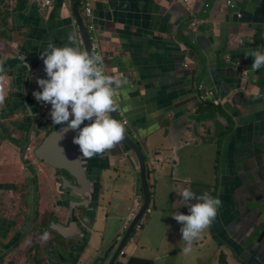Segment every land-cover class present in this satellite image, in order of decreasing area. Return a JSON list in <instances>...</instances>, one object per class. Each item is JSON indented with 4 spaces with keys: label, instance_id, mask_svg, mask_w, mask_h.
<instances>
[{
    "label": "crops",
    "instance_id": "1",
    "mask_svg": "<svg viewBox=\"0 0 264 264\" xmlns=\"http://www.w3.org/2000/svg\"><path fill=\"white\" fill-rule=\"evenodd\" d=\"M75 1L53 0L43 11L27 0H0V49L10 57L0 58V65L10 67L0 81V182H8L9 172L27 170L19 145L30 131L37 136L34 144L50 131L37 118L51 105L43 110V102L31 95L42 90L36 80L46 78L40 54L49 42L65 46L72 32L83 49ZM228 1L213 0L206 12L205 0H83L80 5L82 15L86 3L92 8L91 35L100 45L106 73L127 81L117 92L116 113L145 156L152 192L148 224L112 264H248L249 258L264 264V254L249 247V215L239 206L240 196H232L241 178L259 182L256 194L264 199L259 154L264 148V67L253 71V58L246 57L253 49L264 53V0H232L235 8ZM200 84L216 91L220 107L201 103ZM27 158L32 169L42 165ZM88 166L96 213L87 235L71 238L75 248L60 254L56 248L38 250L33 264H107L130 212L141 206L137 161L122 142L89 159ZM188 186L198 195L218 198L221 207L186 255L176 227L181 224L172 215L190 214L179 196ZM241 216L245 225L232 232ZM6 241L0 253L14 246L6 264H30L28 245Z\"/></svg>",
    "mask_w": 264,
    "mask_h": 264
},
{
    "label": "clouds",
    "instance_id": "2",
    "mask_svg": "<svg viewBox=\"0 0 264 264\" xmlns=\"http://www.w3.org/2000/svg\"><path fill=\"white\" fill-rule=\"evenodd\" d=\"M67 40L68 44L62 47L49 42L41 52L46 78L36 80L42 90L32 95L37 102L51 105L53 125L65 124V132H77L73 143L82 153V159H77L80 161L111 151L125 138L126 122L112 118L110 113L118 111L117 92L127 81L108 75L101 56L82 50L75 33L70 32ZM248 56L253 58V71L264 67V53L253 49ZM3 71L0 65V73ZM3 100L0 96V103ZM27 109L33 117L35 113L30 107ZM85 121L89 123L81 127ZM190 188L183 187L179 193L182 206L187 207L190 214L175 212L172 215L182 225L180 233L186 255L192 252L194 241L211 226L221 207L218 198L207 192L198 195ZM193 199L197 202L189 204Z\"/></svg>",
    "mask_w": 264,
    "mask_h": 264
},
{
    "label": "flooded vegetation",
    "instance_id": "3",
    "mask_svg": "<svg viewBox=\"0 0 264 264\" xmlns=\"http://www.w3.org/2000/svg\"><path fill=\"white\" fill-rule=\"evenodd\" d=\"M217 97L220 100L219 106L201 103L218 108L222 104V99ZM259 154L260 159H264V148L260 149ZM45 167L42 164L39 168L9 172L5 176L8 182H0V247L5 245L6 240L11 242V239H15L18 245L24 243L29 246L33 260H35L33 253L40 251L43 253L47 248L53 249L52 251L56 248L59 254L60 251L74 249L72 239L63 240L60 234L64 236L75 234L82 236V239L85 238L87 235L85 230L88 229L90 216L95 210L93 197L87 201L88 205H84V209L77 207L80 200L72 190L75 184L68 173ZM234 188L232 187V196H240L239 206L244 205V213L249 215L247 240L250 250L264 254V208H262L264 199L261 201L256 194L261 186L259 182L248 184L240 178L239 186ZM242 217L234 223L232 232L245 225L246 217ZM136 233L132 232L130 237L134 238ZM247 262L255 263L251 262L250 258Z\"/></svg>",
    "mask_w": 264,
    "mask_h": 264
},
{
    "label": "water",
    "instance_id": "4",
    "mask_svg": "<svg viewBox=\"0 0 264 264\" xmlns=\"http://www.w3.org/2000/svg\"><path fill=\"white\" fill-rule=\"evenodd\" d=\"M82 2L83 0L75 1L73 6V13L76 17L79 37L81 39V42H83L82 50H86L89 53H92L90 34L87 30V20L89 19L84 14L82 15L80 11V5ZM30 4L37 6V4L34 3ZM6 56L7 55H5L3 49H0V58H6V60H10V57L7 58ZM8 67V65L3 67L4 71L0 73V81L2 79L1 75L6 72V68L8 71L10 70V67ZM241 72L243 74V70H241ZM39 103L41 104V102ZM110 115L112 118L118 120L117 113H110ZM37 119H40V123H44L43 129L46 128L50 131L45 134V136L41 139V141H39L38 144H34L35 142L33 143L34 138H37V136H35L36 134L34 132L30 131L28 137L26 138V141L24 143H20L19 145L21 150L20 160L23 162L24 166L26 165L27 169H31V165L29 162H31L32 159L29 160L27 158V153H29V156H31L34 160L41 162L42 164L51 167L52 169L68 173V175L71 176L74 180L75 184V187L72 190L78 200H80L77 207L84 209V205H88L87 201H89L90 198L93 197V195L96 193V190L93 189V182L88 176L89 159L80 161L77 160L79 158L82 159V153L79 150V146L73 143V139L77 135V132H74L72 130H68L67 132H65V124L54 126L51 122L50 111L43 116L39 115ZM33 125H35V123ZM45 132L46 131L44 130V133ZM122 143L125 145L126 150H129L130 154L134 155L137 161V171L141 183L143 202L134 216L130 219L125 231L120 236L121 238L119 237L115 239L113 243L114 251L107 264H112L119 256V252L126 245L136 223L139 222L141 217L145 214L146 210L150 208L152 199L151 186L148 182V170L144 154L142 153L140 147L135 143V141L127 134L125 135ZM25 157L27 159H24ZM27 160H29V162ZM60 237L63 240H68L74 237L77 238L79 236L75 234L69 236L60 234ZM78 241L81 242L80 240ZM10 249H6L2 251V253H0V264L8 263L9 258H11L9 253L12 252ZM55 253L59 254L58 252ZM28 259L30 261V264H33L34 261L32 257H28Z\"/></svg>",
    "mask_w": 264,
    "mask_h": 264
},
{
    "label": "built area",
    "instance_id": "5",
    "mask_svg": "<svg viewBox=\"0 0 264 264\" xmlns=\"http://www.w3.org/2000/svg\"><path fill=\"white\" fill-rule=\"evenodd\" d=\"M27 1L29 3L37 4L38 8L40 10H43V11H46V10L50 9L52 4H53V0H27ZM180 1L185 2V3L188 2V0H180ZM212 1L213 0H205V4H204L205 12L208 11L209 8L211 7ZM228 5L230 6V8H235L236 7L232 0L228 1ZM84 15L89 19L88 21H90L87 24V30H88V32L90 34L92 54L101 55L100 45H99L98 41H96V39H94V37L91 35L93 33V31H94V26H93V24L91 22L93 13H92V8L90 6V3H86L85 4ZM238 17H241V14H238ZM195 24H196V22H194L191 26H195ZM31 96L34 98L33 95H31ZM198 98L203 103H211L213 106H219L220 105V100L217 97L216 91H214V89H211V88H206L203 84H200L198 86ZM41 107H42L43 110H47L48 105L45 104V103H42ZM121 122H126V121L122 120ZM137 210H138V206L134 210H132L130 212L128 220L124 223V225L121 228L117 238H119L123 234V232L125 231L130 219L134 216V214L136 213ZM150 213H151V208H148L146 210L145 214L139 220V222L136 223V225H135V227L133 229V232H140L142 230L143 226L146 223L147 215L150 214ZM133 240H134V238L130 237L128 239L127 243L130 242V241H133ZM123 254H124V251L121 250L119 252V255L121 256Z\"/></svg>",
    "mask_w": 264,
    "mask_h": 264
},
{
    "label": "rangeland",
    "instance_id": "6",
    "mask_svg": "<svg viewBox=\"0 0 264 264\" xmlns=\"http://www.w3.org/2000/svg\"><path fill=\"white\" fill-rule=\"evenodd\" d=\"M262 208H264V206H263ZM149 219H150V216L147 215V220H146L147 222H146V225L148 224ZM176 227H177V229H180V227H182V225H181V226H178V225L176 224ZM207 231H208V229H206L204 232H207ZM204 232H203V233H204ZM127 247H128V246H126V249H127Z\"/></svg>",
    "mask_w": 264,
    "mask_h": 264
}]
</instances>
